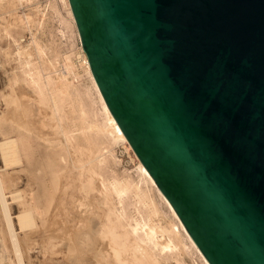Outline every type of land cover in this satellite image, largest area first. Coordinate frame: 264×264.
I'll use <instances>...</instances> for the list:
<instances>
[{
  "label": "water",
  "instance_id": "water-1",
  "mask_svg": "<svg viewBox=\"0 0 264 264\" xmlns=\"http://www.w3.org/2000/svg\"><path fill=\"white\" fill-rule=\"evenodd\" d=\"M101 96L209 264H264V0H69Z\"/></svg>",
  "mask_w": 264,
  "mask_h": 264
},
{
  "label": "bare ground",
  "instance_id": "bare-ground-1",
  "mask_svg": "<svg viewBox=\"0 0 264 264\" xmlns=\"http://www.w3.org/2000/svg\"><path fill=\"white\" fill-rule=\"evenodd\" d=\"M30 2L0 0V7L13 8L12 4L20 6ZM54 2L51 11L60 25V36L70 46L74 38L80 42L69 0ZM30 22L31 18L22 14L3 27L15 29ZM33 36L27 44L31 50L16 47L15 55L22 56L24 70L10 81L9 94L3 99L5 110L0 115L8 133L15 134L0 141L4 170L16 171L15 177L9 178L10 183L22 185L25 192L41 179V187L50 195L49 201L62 203L61 195L67 189V170L71 167L76 173L78 186L82 188V239L77 236L74 243L82 247V261L72 257L73 264L76 261L82 262L78 264H186V258L193 259L194 255L203 264H209L135 154L137 166L133 173L115 171L119 160L114 155V147L120 144L126 151L133 150L101 96L82 47L78 57L83 60L88 83L77 87L72 78L79 77L72 64L65 66L67 74L58 79L47 71L54 68L56 57L49 59L46 53L50 47L41 43L42 46ZM74 105L78 109L75 116H70L68 107L73 109ZM94 134L100 135V144L94 141ZM32 143L45 151V165L38 161L40 154L35 155ZM2 180L0 177V210L7 237L15 264H24L4 190L8 182ZM19 191L13 193V200H19L22 206L35 203L32 191L29 197H23ZM91 198L95 199L93 204ZM16 219L20 230L33 225L29 211L19 213ZM4 261L0 253V264Z\"/></svg>",
  "mask_w": 264,
  "mask_h": 264
},
{
  "label": "rangeland",
  "instance_id": "rangeland-1",
  "mask_svg": "<svg viewBox=\"0 0 264 264\" xmlns=\"http://www.w3.org/2000/svg\"><path fill=\"white\" fill-rule=\"evenodd\" d=\"M53 2L49 3L47 13L40 10L35 5L29 7V9H27L24 12H20L18 10L20 6L16 5L17 3L14 5L12 4V7L14 6L13 8L7 7L9 9L7 8L5 9V7L3 6L0 7L1 9L0 10V115L5 110L3 99L5 96H8L9 94L10 81L13 80L15 74L21 75L22 71L24 70L21 64L23 62L22 56L19 54V57L18 58L16 57L15 52H18V50L16 51V49L20 48L21 50H23L22 48H24L25 50L26 48V50L28 51L29 49L31 50L30 46H28L29 45L28 43L30 42V40H32V37H34L33 34L38 39L40 44L43 43L44 45H47L48 48L50 47L46 53L47 57L51 60H53L56 57V59L53 60L54 68H49L47 70L51 72V74L55 79L56 78L58 79V77H60V75L62 74L66 75L67 72L64 69L65 66L67 64H72L73 71L76 72V74L79 77L78 79L72 78L73 84L79 87L81 84L85 85L88 83V77L83 70V64H82L83 60L78 57L79 56L78 51L80 49L79 47H81V44L76 38H74V40L72 41L73 43L70 46V44L60 36L58 32L60 25L58 24L57 19L53 16V13L51 11ZM29 4H31V2ZM58 7L60 8L63 15H65L59 3H58ZM3 9L5 11H3ZM43 12L45 13V15ZM22 14H26L27 16H29L31 18L32 23L30 22L29 25H24L25 27H22L23 26L22 25V26H18L15 29H9V30H6L3 27V26L7 27L6 24L9 25L10 22L15 19V17L21 16ZM41 26L43 28H40ZM5 30L7 31V33L4 34L3 32H5ZM22 37H26L27 41L23 44H19V40ZM17 46L20 47L16 48ZM67 56H69L70 59L66 61ZM81 66L82 68H80ZM54 69H56L55 72ZM71 107L72 106L68 107L69 115L75 116L74 112L78 109V107L76 105H74L73 109ZM8 132L9 131L7 127L3 126L0 116V141H2L5 137H8L9 135L10 136L15 135L13 133H8ZM93 137H94V141L97 144H100L101 141L100 135L94 134ZM32 146L35 155L36 153L40 154V156H38L39 158L38 161L41 160L42 164L45 165V151L39 149L33 143ZM134 154L135 153L133 151H126L123 145L120 144L116 145L114 147V155L119 160V164L115 168V171L120 174L123 172V170H127L128 172L133 173L137 166V159L134 156ZM5 172L6 171L3 168V163L0 158V177L1 179H3L2 181H4L5 183L8 182L7 185H4L5 183L3 185H4L6 200L9 208V213L12 218L15 234L19 240L18 241L19 249L23 257V263L24 264H71L73 260L71 262L70 259L73 258L74 260L78 259L77 261H79L81 259L82 261V247L77 246V244L74 243L75 238L77 236L82 239V216H81L82 188L78 186L79 182L77 181V175L75 172L72 171V168L70 167L67 170L68 172L66 176L67 189L61 195L62 203L56 201L55 203H51L49 201L50 195L48 191H46L41 187V183H40L41 179L36 180L33 186H31L28 190L23 192L22 185L19 184L15 185L14 182L10 183L9 181L10 177L11 178L15 177L14 175L16 171L12 172L11 170H7V172L6 173ZM4 176L5 177L7 176L6 179L4 178ZM20 189L23 194L21 193V191H19ZM18 191L20 194H22L23 197H29V193L30 191H32L36 199L35 203H33L32 205L22 206L21 205L22 202H19V200L15 201V199L13 200L12 199L13 193L15 195L18 193ZM112 198L114 199L113 194H112ZM90 201L93 204V202H95V199L91 198ZM24 211H29L31 213L33 218V225L30 227H26L23 230H20L16 216ZM4 223L5 221H3L2 212L0 210L1 258L3 260H6V262L4 261V264L7 263L15 264L12 254V248L7 237V232L5 228L6 226L4 225ZM66 234L71 238L68 237ZM77 234H79L80 236ZM69 238L70 240H72L71 242H69L70 241ZM77 261H76L77 264L82 263L81 261L80 262ZM185 262L186 264L188 263L203 264L201 260L195 255L193 259H189L187 257ZM76 263L74 262V264Z\"/></svg>",
  "mask_w": 264,
  "mask_h": 264
},
{
  "label": "built area",
  "instance_id": "built-area-1",
  "mask_svg": "<svg viewBox=\"0 0 264 264\" xmlns=\"http://www.w3.org/2000/svg\"><path fill=\"white\" fill-rule=\"evenodd\" d=\"M7 1H18V0H7ZM53 1H56V0H31V4H25V3H22L19 7V11L20 12H24L26 11L27 9H29V7L35 5L37 6L40 10L44 11L45 13L48 12V5L49 3L53 2ZM27 41V38L26 37H22L20 40H19V44H23Z\"/></svg>",
  "mask_w": 264,
  "mask_h": 264
}]
</instances>
